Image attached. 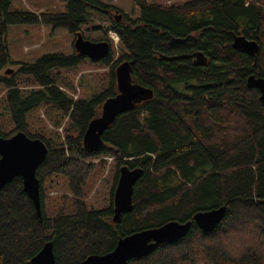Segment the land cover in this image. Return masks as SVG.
Instances as JSON below:
<instances>
[{
	"label": "trees",
	"instance_id": "16d2710c",
	"mask_svg": "<svg viewBox=\"0 0 264 264\" xmlns=\"http://www.w3.org/2000/svg\"><path fill=\"white\" fill-rule=\"evenodd\" d=\"M63 2L64 13H36L12 10L11 0H0V88L6 90L2 105L14 127L10 134L0 128V137L23 132L40 139L48 151L36 171L41 218L21 178L0 191V264H31L46 242L52 243L55 264H80L90 255L113 251L135 232L186 223L198 212L222 206L225 216L211 233L192 222L177 243L162 244L126 264H264V104L246 85L250 75L264 78V0H187L167 7L140 1L137 18L110 17L105 33H116L121 46L120 58L110 67V85L76 101L59 89L68 87L59 74L86 57L50 53L19 63L7 47L9 26H50L77 39L81 26L91 21L88 8L114 11L97 0ZM237 36L255 40L259 53L235 50ZM196 52L207 57L205 66L194 64ZM124 61L131 63L132 82L151 89L153 96L117 116L102 135L101 149L86 152L83 134L101 115L103 103L117 94L115 69ZM101 63L110 65V52ZM14 65L17 70L1 73ZM42 107L67 117L63 141L28 130V115ZM105 157L113 159L115 169L109 205L90 209L83 188L94 166L87 161ZM122 166L140 168L142 175L134 186L132 212L114 224L112 199ZM52 174L68 179L72 198L66 203L70 213L47 217L42 187ZM239 236L245 238L229 251L224 239L228 246Z\"/></svg>",
	"mask_w": 264,
	"mask_h": 264
},
{
	"label": "water",
	"instance_id": "95a60500",
	"mask_svg": "<svg viewBox=\"0 0 264 264\" xmlns=\"http://www.w3.org/2000/svg\"><path fill=\"white\" fill-rule=\"evenodd\" d=\"M120 17V16H119ZM119 17H115L117 21ZM74 47L80 56L92 62H101L110 52L107 42L92 43L80 35ZM232 47L248 56H256L260 46L255 40L243 36L233 39ZM194 64L205 66L207 57L194 54ZM165 59V57H161ZM131 63L124 61L115 70L117 94L107 99L101 108V115L91 120L82 137V146L86 152L96 153L103 146L102 135L117 116L132 110L135 105L149 100L153 96L151 89L132 82ZM10 69L5 74H10ZM249 89L259 93V100L264 104V78L250 75L246 80ZM47 148L40 139H30L23 132L9 138L0 137V191L15 178L22 179L23 191L33 203L36 214L41 218L40 182L36 177L38 167L44 162ZM142 175L140 168H119V175L113 195L112 222L118 224L124 214L133 210V190ZM225 207L196 213L191 221L168 222L160 227L142 230L121 238L113 251L104 255H90L80 264H126L133 259H140L152 254L162 244H175L185 237L192 222L204 233H211L223 220ZM31 264H55L53 246L46 242L40 252L31 259Z\"/></svg>",
	"mask_w": 264,
	"mask_h": 264
},
{
	"label": "rangeland",
	"instance_id": "374dc122",
	"mask_svg": "<svg viewBox=\"0 0 264 264\" xmlns=\"http://www.w3.org/2000/svg\"><path fill=\"white\" fill-rule=\"evenodd\" d=\"M12 10H28L32 12H52L64 13L66 6L63 0H11ZM104 5L114 9L109 14L88 8L91 21L81 26L80 35L85 41L92 43L107 42L110 45L111 63L109 66L101 62H92L85 59L78 67L69 71L60 72V90L69 95L73 101L78 99L89 100L105 91L110 85L111 65L118 61L121 56V46L119 37L114 32L105 33L110 26V17L115 18L127 16L135 19L139 16V2L148 1L159 3L164 6L182 4L187 0H97ZM110 11V10H109ZM108 13V12H107ZM110 15V16H109ZM118 37V40L115 37ZM76 35L68 33L65 29L51 30L50 26L44 25H13L8 27L7 47L12 61L19 63H31L50 53H60L71 55L76 53L74 47ZM123 63V62H122ZM121 64V62L119 63ZM118 64V66H119ZM15 71L17 66L4 67L1 73L8 70ZM116 70V69H115ZM33 87H23V89ZM180 90L181 88L178 87ZM117 90V89H116ZM6 90L0 88V128L6 134L13 132V125L6 113L2 100ZM28 130L33 135H42L52 141H63L64 129L68 124L67 117H63L60 112L42 107L32 111L28 115ZM13 135V134H12ZM94 169L88 174L86 185L83 188L84 202L90 209H103L109 205L110 189L113 184L115 174L114 161L110 157L99 158L92 161ZM44 212L47 217H52L59 212L70 213V208L66 205L72 198L69 190L68 179L61 174H52L43 182ZM116 188V187H115ZM115 191V189H114ZM114 195V193H113ZM69 205V204H68ZM113 205V199H112ZM241 238H245L241 236ZM239 240H230L225 247L231 249L233 245L239 244ZM237 241L236 243H234ZM226 250V248H225ZM230 251V250H229ZM239 252V251H236ZM231 251L232 255L237 254ZM227 253V251H226Z\"/></svg>",
	"mask_w": 264,
	"mask_h": 264
},
{
	"label": "built area",
	"instance_id": "2783aa9c",
	"mask_svg": "<svg viewBox=\"0 0 264 264\" xmlns=\"http://www.w3.org/2000/svg\"><path fill=\"white\" fill-rule=\"evenodd\" d=\"M115 38L118 40V37L117 36Z\"/></svg>",
	"mask_w": 264,
	"mask_h": 264
},
{
	"label": "bare ground",
	"instance_id": "6f19581e",
	"mask_svg": "<svg viewBox=\"0 0 264 264\" xmlns=\"http://www.w3.org/2000/svg\"><path fill=\"white\" fill-rule=\"evenodd\" d=\"M199 53V52H198Z\"/></svg>",
	"mask_w": 264,
	"mask_h": 264
}]
</instances>
